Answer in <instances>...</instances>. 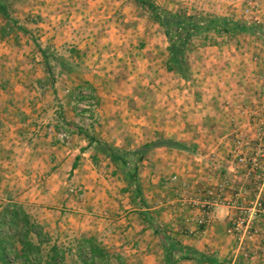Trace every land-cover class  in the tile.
<instances>
[{
    "label": "rangeland",
    "instance_id": "1",
    "mask_svg": "<svg viewBox=\"0 0 264 264\" xmlns=\"http://www.w3.org/2000/svg\"><path fill=\"white\" fill-rule=\"evenodd\" d=\"M151 1L166 12L225 17L254 25V22L243 14V0H226L231 2L230 7L233 10L229 11L228 15H219L215 6L218 0ZM9 3L12 16L20 22L22 27L27 28L29 33L25 34L15 29L9 35L3 36L2 28L6 27L7 23L0 16V206L8 203L9 200L23 205L31 217L43 225L46 232L50 234L51 243L44 247L45 251L52 244H58L65 250L66 264H82L76 251L77 240L82 237L96 239L113 256L112 264H145L142 258L146 253V247L140 244L141 248H138L137 253L125 248L134 242L135 236L132 231L130 233L124 230L126 222L118 218L122 216V210H126L124 208L129 206V202L126 203L123 199L124 193H127L123 191L127 182L120 172L114 173L116 167L109 160L102 154H96L93 147H88L89 141L86 134L98 138L96 134L105 136L111 129H123L121 135L117 137L122 142L121 147L115 145L113 141L98 139L121 149H137L138 143L134 144L132 149L131 145L127 146V141L125 142L126 139L132 142L137 141L133 140L136 133L130 134L133 129H130L128 124L131 122H133L131 126L136 123L137 126H141L142 131L145 129L148 132L151 126L162 128L172 125L176 120L182 122L187 119L185 116L177 117L172 113L174 104L171 92L176 86L173 82L177 78L186 82L192 79L190 53L199 40L204 39L207 43H211L214 41L213 38L224 36L230 39L228 42L232 46L242 41L243 50H253L256 53V49L264 47V39L252 34L216 32L195 37L186 52L191 74L190 79L186 80L178 72L168 70L169 39L165 30L154 20L151 12L142 8L135 0H9ZM45 4H48L46 8L55 10L50 12V14H56L55 19L60 16L55 23V29L61 28L62 34L70 33L74 36L76 33L79 35L83 32L88 33L86 38L90 39L91 34L95 33L91 45L95 46L99 52L105 53L106 50V52L114 53L116 66L104 72L105 77L108 74L110 77L103 92L107 91L106 96H109L116 87H120V83L123 85L128 83L130 84L128 91L124 90L125 97L128 94L125 100L118 97L114 101H108V98L101 97L95 91L96 88L92 84L82 85L67 78L74 74H81L83 77L91 76V69L88 67L72 73H60V68L56 67L54 82H51L38 46L48 48L74 64H77L76 58L79 57L74 53L81 50L76 51L71 46H77V44L67 42L62 50L57 51L54 45L42 39L41 32L45 30L43 25L47 23L46 15H43ZM258 26L264 31V26ZM241 35L255 36V38L240 40L238 37ZM256 55L259 57L261 53L257 52ZM261 59L264 64V54L258 58L260 61ZM259 71L260 75L264 76L263 68ZM80 80L85 82L83 78ZM116 84L118 86H115ZM252 86L251 93L244 89L245 97L248 101L250 100V103L236 104L241 113H246L248 122L245 125L238 121L233 122L231 135L220 140L222 136L204 132L215 126L214 121L207 116L197 122V128H191L195 126L189 123L191 119L188 125L187 123L185 125L186 130L187 128L191 131L197 130L198 133L193 137L196 140L195 143H188L187 140L178 137L170 138L164 131H160L162 132L160 136H155L182 141L190 148H194L193 152L176 151L191 156L192 162L195 163L192 164V170L197 173L195 179L201 176L199 183L196 184L197 187L202 186L201 183L203 187L205 186L208 175L218 176L227 172L226 168L230 166L228 162L230 145L236 133L250 140L255 139L254 116L263 110L264 87L260 85L261 90L255 91L262 95L257 97L254 94V85ZM178 89L184 91L183 87ZM191 92L193 90L189 91ZM198 94L200 93L194 92L188 97V93H185L188 97L187 107L194 105ZM120 95L122 96L121 93ZM254 97H257L255 101ZM164 99L166 101L163 103ZM158 106H160L159 109H156ZM227 107H229L228 104ZM128 109L134 110L136 116H140L135 120H129V117L125 116V111ZM229 111H231L230 107ZM107 113H111L114 120H108ZM69 115L72 116L71 119H65ZM110 121L115 122L114 125H110ZM109 126L112 127L107 130ZM176 126L178 128L180 125ZM80 138L88 141L84 151L86 156L83 157L88 162L82 163L80 168H75L74 165L71 171L67 170L68 167L61 170L53 167L57 154L75 158L77 153L74 149L79 147L75 142ZM217 140L220 141L217 142ZM253 140L252 142L256 143ZM216 148L215 154L212 155L215 160L207 166L203 158L209 149ZM58 150L61 152H57ZM94 155L97 156L96 160ZM150 157L151 164L147 165L150 173L144 177L146 191L152 202L150 205L155 204L158 196L161 201L166 202V197L160 195V192H163L169 195L168 201L176 199L175 204L178 207L184 210L189 207L191 210L192 207L186 199L202 198L203 188L194 192L196 193L194 196L192 189L195 185L188 183L184 175L187 171L181 173L170 169L172 156L166 161L168 166L165 169H162V166L155 161L157 158H154V153ZM106 161L109 164H105ZM163 174L165 177L160 179L159 176H164ZM99 180L101 183H98ZM160 180H163V184ZM140 184L142 186L141 182ZM131 202V205L137 208L134 201L131 200ZM221 217L225 220L223 216ZM177 224L181 226L180 223ZM202 231L201 228L198 235H203ZM219 235V239L225 240L222 244L226 247L225 252L211 254L217 255L230 264H247L240 254L233 262L235 241L227 235L226 229L225 232L221 230ZM225 237L231 238V241L227 243ZM116 255L121 258V261L115 258Z\"/></svg>",
    "mask_w": 264,
    "mask_h": 264
},
{
    "label": "crops",
    "instance_id": "2",
    "mask_svg": "<svg viewBox=\"0 0 264 264\" xmlns=\"http://www.w3.org/2000/svg\"><path fill=\"white\" fill-rule=\"evenodd\" d=\"M47 5L45 4V8H43L45 9V13L43 15H46L45 20L47 21V23L43 25L45 27V30L41 32L43 35L42 39L47 40L49 44L54 45V48H56L57 51H60V49L62 50L65 43L67 42H73L74 44H77V46H71L74 47L76 51L81 50L82 52L74 53L75 55L77 54V56H79L78 58L74 57L77 59L76 63L79 64L82 68L88 67L89 69H91L92 74L89 77H83L81 74H74L67 76V78H69L70 80H74L75 82H79L82 85H88L87 83L92 84L96 88L95 91L98 92L101 97L104 96L105 98H108V101H114L115 99H118V97L122 100H125L128 94L126 95V97L124 94H126L125 92L128 91L127 89L130 86V84L126 82L125 85L120 83V87H116V90L114 92H109V96H106L107 91L103 92L104 88L107 85V82H109L110 77V74L105 77L104 72H108L109 70L114 69L113 66H116V63L114 61L115 59L113 58L114 53L106 52V50L105 53L101 51L99 52L95 48V46L91 45L95 33H92L91 38L87 39L86 37L88 36V33L84 34L82 32L79 35L78 33H76L73 36L70 33L62 34L60 32L61 28L59 27L58 29H55V23L58 21V19H60V16L55 19L56 14H50V12H55V10L53 8H46ZM230 5L232 4L229 1L218 0L215 6L219 15H226L227 13H229V11H233L231 10L232 7H230ZM241 36L238 37V39L241 40L251 39L253 37L255 38V36ZM213 40L214 41H212L211 43H207L206 41H204V39L199 40L198 43L194 45L190 53L192 79L186 82L181 78H177L173 82L176 83V86L173 87L171 92L172 102L174 104L172 113H174L177 117L185 116L187 117V119L182 122L176 120L172 125L163 126L162 128L151 126L150 131L148 132L145 129L142 131L141 126H137L136 123H134V126H131V123H133L131 122L130 124H128V127H130V129H133V131H130V134L134 135L136 133V136H134L135 138L133 140L137 141L132 142V140L124 139L125 142L127 141V146L130 144V148L133 149L134 144L138 143L136 148H139L146 143L153 141L156 138V135L160 136L162 133L160 131H164V133L170 138L176 139L178 137L180 139L187 140L188 143H195L196 140H194L193 137L198 133L197 130L191 131L190 128H187V130L185 129L186 123L188 125V121H190L189 119H191V122L189 123L195 125L194 127H191L193 129L197 128V122L199 120H202V118L204 119V117L206 118L208 116L209 119L214 121L215 126H212V130H205L204 132L210 135L216 134L218 136H222L220 140L225 136H229L232 134L233 122L238 121L243 125L247 124L248 117L246 113H241L239 107L237 108L236 104L250 103V100L248 101L245 97V92L247 91L251 93V88H253L252 85H254L255 96L259 97L261 95V93H255V91L261 90L262 87L260 86V79L264 76L260 75L259 69L263 68L264 71V64H262V59L260 61L258 60V58L264 54V47H262L261 49H256L258 53H261V55L258 57L256 55L257 52L255 53V51L253 50H243V48H241L242 41L240 44L232 46L228 42V40L230 41L228 37L217 36L216 38H213ZM256 44L259 45L258 43ZM260 50L261 52H259ZM103 57L106 58L102 59ZM108 59H110V61ZM81 78H83V81L85 82H80L82 81L80 80ZM62 79L61 81H63ZM193 81H195L196 83H194ZM115 86L118 85L116 84ZM182 87L184 88V91L178 89H182ZM190 90H193V92L189 93ZM58 92L59 91L57 90V95ZM194 92H199L200 94H198V97H195L194 105H190L187 107L188 102L186 101V99L191 96V94L193 95ZM120 93L122 94V96L120 95ZM185 93H188V97L185 96ZM257 97H254V101ZM165 101L166 100L164 99L163 103ZM227 104L231 108V111H229V107H227ZM159 107L160 106L156 107V109H159ZM192 108L193 110H191ZM183 111H186V113H182ZM106 112H108V110H106ZM125 114V116L129 117V120H135L140 116H136L137 114H135V111L129 109L128 111H125ZM71 117L72 116L69 115L67 116V118L65 117V119L69 120V118L71 119ZM106 117L108 120H110L113 118V115L111 113H107ZM114 123L115 122H111L110 125H114ZM177 123L180 125L178 128L176 126L178 125ZM110 127L112 126L107 127V130ZM212 131H214L215 133H213ZM122 132L123 129H111L105 136H103L104 134H99V136L96 133L95 134L98 138H101L108 142L113 141L115 145L121 147L122 142L117 137L121 135ZM220 140H217V142H219ZM75 143L79 146H76L77 148L74 149L75 153H77L75 155V158L71 159V157H66L64 156V154L62 156H58L57 154V159L53 157L55 159L53 167H58L60 170L62 168L68 167L67 170L71 171L74 165L75 168H80L82 166V163L88 162L87 159L83 158L86 156L84 151L88 145V141L86 139L83 140L80 138L78 141L76 140ZM57 152L61 151L58 150ZM153 153L154 158H157L155 159V161L162 166V169L167 168L168 163L166 161H168V159L172 156L173 160L170 162V169H174V171H179L181 173H184L185 170L187 171L184 175L186 176L188 183H193L195 185V187L192 189V193L200 191L203 188L202 183V186H196V184L199 183L201 176L195 179L197 173L192 170V164L195 163L192 162L191 156H189L188 154L165 148L156 149L155 151L149 153L150 155H148L147 160L144 161L142 167L140 168L139 174L140 182L143 186L142 194L147 204V208L139 209L131 205V193L127 192L123 195L124 202L127 203L128 201L129 206H126L124 208L126 210H122V216L118 218L122 219V222H126L124 230L130 233L132 231V234L135 236V239H133L134 242H132L125 248H127V250L130 252L137 253L138 248H141L140 244H143V246L146 247V253H144V258H142L145 264H158L162 262L164 252L162 246L158 242V239L155 238L153 230L148 226L141 215V213L146 210L151 214V216L155 218L160 226L168 231V234H171V236L174 237L175 240L181 242L182 244L194 248L200 252H216L220 254L225 252L226 247L222 245L225 240L219 239V232L221 230L225 232L226 229V222L221 217L224 215L223 213L218 212L216 213L217 215L214 214L211 225L207 228L203 235H198L192 232V230L196 228L195 221L199 216V211L197 209L191 208L190 210V208L188 207V209L184 210L175 204V201H177L176 199L168 201L167 198L169 199V195L164 194L163 192H160V195L161 197H166V202H163V200L161 201L160 196H158V198L155 199V204H153L152 206L150 205V203L152 202H150L149 193L146 191L144 177H146V175L150 173L148 172L147 165L151 164L152 160L150 156L151 154L153 155ZM105 164H109V162L106 161ZM77 170L78 169H76L75 171ZM163 175L164 176H159L160 179H162L161 177H165V174ZM87 178L89 177L87 176ZM116 179L119 180L118 177H116ZM98 183H101V180H99ZM160 183L163 184V180H160ZM122 187L123 186H121V188ZM195 194L196 193H194V196ZM171 204L173 206H170ZM177 223H180L181 226H179ZM225 239L227 240V243L231 241V238L225 237ZM107 249L109 248L107 247ZM178 264L198 263L191 260H183Z\"/></svg>",
    "mask_w": 264,
    "mask_h": 264
},
{
    "label": "trees",
    "instance_id": "3",
    "mask_svg": "<svg viewBox=\"0 0 264 264\" xmlns=\"http://www.w3.org/2000/svg\"><path fill=\"white\" fill-rule=\"evenodd\" d=\"M142 8L149 10L152 17L165 30L169 39L168 51L170 61L168 70L176 71L186 80L191 77L187 58V49L191 41L198 36L216 32L219 34H252L264 39V31L258 25L249 24L225 17L208 15H189L184 13L166 12L151 0H135ZM0 16L7 26L2 28L3 36L15 29L27 34L29 30L10 12L9 0H0ZM46 71L54 82V71L60 68V73H72L80 70L79 64L51 52L48 48L38 46ZM88 147H93L96 154H102L116 167L114 173L120 172L127 182L124 192L131 193L132 200L139 209H146L142 186L139 182L140 168L147 155L160 148L193 152L186 143L170 138L157 137L155 140L134 149L125 150L105 143L100 139L86 134ZM97 156L94 155V160ZM142 218L153 230L154 235L163 249L162 264H178L183 260H191L198 264H230L217 255L200 252L175 240L168 231L160 226L146 210ZM51 243V237L43 225L36 222L25 210L23 205L9 200L0 206V264H66V253L63 248L54 243L45 251L44 247ZM76 251L82 264H112V255L93 237H82L77 240ZM115 258H121L116 255Z\"/></svg>",
    "mask_w": 264,
    "mask_h": 264
},
{
    "label": "built area",
    "instance_id": "4",
    "mask_svg": "<svg viewBox=\"0 0 264 264\" xmlns=\"http://www.w3.org/2000/svg\"><path fill=\"white\" fill-rule=\"evenodd\" d=\"M243 14L254 24L264 26V0H243ZM260 82L264 87V77ZM262 107V112L254 116L256 143L236 133L230 145L227 172L207 176L202 198L186 199L199 211L192 232L199 234L202 228L204 233L213 215L223 213L226 233L235 241L233 262L240 254L247 264H264V105ZM216 150L209 149L205 154L203 159L207 166L215 160L212 155Z\"/></svg>",
    "mask_w": 264,
    "mask_h": 264
}]
</instances>
